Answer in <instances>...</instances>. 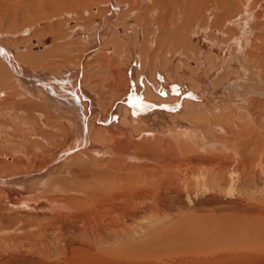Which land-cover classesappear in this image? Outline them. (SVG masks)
<instances>
[{
	"label": "rangeland",
	"instance_id": "obj_1",
	"mask_svg": "<svg viewBox=\"0 0 264 264\" xmlns=\"http://www.w3.org/2000/svg\"><path fill=\"white\" fill-rule=\"evenodd\" d=\"M159 1V4L157 1L154 4V0H129L132 3L128 8L132 12L125 15L129 21L132 20V29L135 30L137 24L139 30L144 31V26L148 25L149 36H158L160 27L164 28L166 43L163 51H167L166 47L170 54L163 59L170 64L169 68L175 63L178 68L188 66L196 68V72L215 73L218 77L224 73V64L220 65L221 71H216L214 63L215 57L221 56L220 59L229 65L226 79L229 85L226 94L215 102L236 97V90L248 84L244 89L252 88L258 92H255L254 99L258 98L261 104L252 107L254 117L247 121L245 112L236 114L235 106L223 102L222 116L211 117L216 122L204 119L193 122L201 124L199 130L211 137L213 143L208 142L211 145L203 157L194 152L195 155L190 154L192 158L181 160L177 155L180 163H191L184 172L186 178L175 170L166 173L167 176L158 175L154 170L156 161L151 159L146 163L151 177H158V181L140 189V198L124 197L120 195L121 191H118L119 197L116 191L108 195L98 183L103 176L95 180L91 177L90 181L89 169L80 166L79 162L75 168L60 164L63 167H57L55 174H50V165L65 144L69 128L63 116H58V112L50 105L46 106L44 100L34 93L25 92L26 88L0 65V177L33 175L31 180H36L38 174L47 171L59 184L71 189L65 194L50 193L48 185L37 192V200L31 201L29 208L24 205L17 208L11 202L16 199L6 196L0 187V230L2 227L9 230L6 234L0 231V264H264V243L257 244L264 242L259 238L264 235V231L260 232L264 230V0H192V4L185 1L190 8V11L186 10L190 16L180 21L184 25L181 28L183 32L177 34L173 30L176 29L175 17L180 9L175 7L178 0ZM165 2L170 4L164 7ZM105 5L106 0H0V44L10 47L15 57L20 55L22 59L29 60L32 66L38 67L37 70L59 73L65 67L75 68L84 46L73 33L76 27L88 31L97 17L107 13ZM245 11L248 15L243 16ZM170 16L174 20L169 22ZM24 30H27L25 34ZM240 34L246 37L232 39ZM190 35L198 38L195 41ZM44 37L51 40V45L42 48L49 53L33 60L32 39L39 41ZM176 38L189 39L190 43L192 40L195 48L185 46L180 40L173 43ZM204 39L206 42L211 40L213 44L202 43ZM251 44L255 46V60L248 59L252 56H249L247 48L242 50V46ZM148 47L152 48V44L149 43ZM235 53L237 60L230 58ZM159 54L162 58L163 53ZM186 61L190 64L179 65ZM105 69L104 65L99 68L100 84L109 79ZM252 95L250 93L249 97ZM247 102L243 97L242 105ZM233 114L240 117L235 118ZM215 124L221 125L226 132L216 130ZM256 127L260 128L257 135ZM212 131H217L219 136L215 133L216 137H212ZM223 134H227L225 138ZM152 147L153 144H149L150 154L159 148ZM174 155L170 153L168 158ZM107 159L100 156L96 162L106 164ZM77 171L81 177L75 174ZM194 172L196 177L207 174L206 179L197 178L201 182L194 184L195 181L188 179L193 178ZM67 176L72 178L69 180ZM77 177H80L79 181H75ZM185 180L192 184L186 189L188 193L181 185ZM161 182V187L156 186ZM91 191H97L98 198L84 196L83 192ZM99 192L107 197L103 202ZM56 200L72 207V214L50 211L51 202ZM78 211H82L83 217L76 214ZM255 239L262 242H254Z\"/></svg>",
	"mask_w": 264,
	"mask_h": 264
},
{
	"label": "bare ground",
	"instance_id": "obj_2",
	"mask_svg": "<svg viewBox=\"0 0 264 264\" xmlns=\"http://www.w3.org/2000/svg\"><path fill=\"white\" fill-rule=\"evenodd\" d=\"M156 1L158 2L157 4H159V0H154V4H156ZM178 1L175 7H179L180 9L178 8L179 11L176 13L177 17H175V21H177V24L175 25L176 29L173 30L176 34L180 31L183 32L181 28H183L184 25H182L180 21L182 22L187 16H190L186 11L187 9L190 11L189 5L186 2L190 1L192 4L194 0H182V3ZM183 2L187 5H184ZM130 3L129 0H106L107 13H103V16L97 17L92 27L90 29L86 28L88 31L76 27L73 36H78L82 40L84 49L82 50V54H80L78 65L75 68L72 66L71 68L65 67L61 72L58 71L59 73L37 70L38 67L35 68L29 60L22 59L20 55L16 56L18 58L16 59L14 51L10 47H6L7 45L4 46L2 44H0V65L14 76L19 85L26 88L25 92L28 90L30 93H34L35 96L44 100L46 106L48 104L58 112V116H63L62 118H64V122L69 128L65 144L60 148L57 157L50 165V174H55V169L57 167H63V165L60 164H67L69 168H75L79 162L80 166L89 169L90 172L88 171V174L90 175V181L91 177H93L92 180H95L103 176L98 183L103 186L102 189H104V193L110 195L112 191H116L115 194L117 196L119 193L118 191H121L123 193L120 195H124V197L137 196L140 198V189L146 188L150 182L152 184L158 181V177H151L152 173L149 171L150 169L146 163L147 161L151 159L156 161L154 170L158 172V175L164 174L167 176L166 173L175 170L178 175L181 174L183 178H186V173L184 174V172L191 163H180V161L177 160V155H180L178 157H180L181 160H185L186 158H192V155H195L194 152H198L202 157L204 153H207L206 149L211 145L210 143L213 142H211V137L208 138L203 131L201 132L199 130L201 124H193L195 120L204 119L213 122L212 120L214 119L211 117L214 118L218 116L220 118L222 116L220 112L224 111V109L221 108V104L226 102L232 107L235 106L233 108L235 112L237 111L236 114L245 112V118L248 121L249 118L252 116L254 117L251 112L252 107L255 105L260 106L261 104L258 103V98L256 101L254 99V95L258 92L254 91L252 88L244 89L248 84H244V86L236 90V97H229L225 101L215 102L226 94V88L229 85L228 80H226L228 79L227 70L229 65L225 63L226 61L223 62V60L220 59L221 56L215 57L214 67L217 66L215 67L216 71H221L220 65L223 63V69L225 71L223 70L224 73L221 72L218 77H216L215 73H211L210 75L205 71L196 72V68H190L188 66L178 68L175 63L169 68L170 64H166L163 59V57L167 59L166 55L170 54L167 52L170 49H166V47L165 50H167V53L163 51L164 44L166 43L164 28L160 27L158 36L153 34L149 36L148 25L144 26V31L139 30L140 26L138 27L137 24H135V30L132 29V20L129 21L125 15L128 11H131L129 10L130 8H128ZM169 4L170 3L165 2L164 7ZM124 6L127 7L126 10H124ZM162 10L167 12L166 8ZM81 12L78 13L80 14ZM246 15H248L247 12H243V16ZM120 18H124V20L121 21ZM169 18V22L171 19L174 20L172 16ZM243 19L244 18L241 17V20ZM141 20L144 19L142 18ZM185 22L187 24L188 21L186 20ZM26 31L27 30H24L23 33L25 34ZM129 31L130 35H128ZM170 33H172V30ZM181 36L183 37V35ZM55 37L57 36L55 35ZM233 37L232 39L234 40L246 36L240 34ZM197 38L198 36L192 37L195 41ZM49 40L50 37H44L39 41L37 39H32V43L34 44L32 49L35 51V53L31 54L32 59L41 58L45 54L48 55L46 52L49 53V50L44 52L42 48L48 44L51 45V40ZM179 40L181 43L184 42L185 46L195 48L191 39L190 43L189 39L176 38V40H173V43ZM204 40L202 43H208L209 46L213 44L211 40H208V42H206V39ZM149 43L152 44V48L148 47ZM155 43L157 44L155 45ZM50 47L51 46H49V48L47 47V49H50ZM169 47L170 46L167 48ZM138 48L141 49L136 53ZM245 48H247L249 56H252L248 59L255 60L254 44H251L249 47H245V45L242 46V50ZM20 49H23V47H20ZM41 49L42 51H39ZM66 49L69 50L70 47L67 45ZM44 50H46V48ZM172 51L173 50H171V52ZM174 51L177 52L175 49ZM161 52L163 53L162 58L159 54ZM236 54L237 53L230 55V58L237 60ZM27 55L29 56V54ZM92 59L95 61H91ZM185 63L190 64V61H186L179 65L182 66ZM103 65L107 68V70H105L109 75V79L103 84H100L99 68L103 67ZM95 77L97 78L95 79ZM230 91H232V89H230ZM246 93L249 95L252 93L253 95L249 97ZM243 97L248 100L247 103H243L247 108H243ZM233 116H235V118L240 117L235 114H233ZM234 121H236V119H234ZM208 126L210 127V125ZM206 129L208 128L206 127ZM215 129L224 133L226 132V130L218 124H215ZM213 131L211 132V136L216 137L215 133L217 131ZM255 131V135H257L260 132V128L256 127ZM224 135L227 134H223V136ZM149 144H153L152 148H157L158 146L159 148L154 149L150 154V150L148 152ZM192 147L194 148L192 149ZM184 150H186V152ZM170 153L175 154L174 157L168 158ZM107 155H109V157H107ZM100 156L108 158L106 164L103 162H96L97 158ZM170 162H172V166H170ZM171 167L175 168L172 169ZM64 168H66V166ZM100 170H102L101 172L104 170L105 173H100ZM65 173L67 172H63V174ZM50 174L44 171L40 175L38 174L36 180H31V178L34 177L33 175H25L24 178L0 177V187L3 188L7 194L6 196L16 199L11 202H13L17 208L23 205L29 208V206H31L30 202L36 199L38 195L37 192H40L44 187H48V185L51 188L49 191L50 193L57 191V194H63L71 190L67 188L66 185L59 184L56 179L51 177L53 175ZM75 174L80 177L82 175L78 171ZM62 176L60 177L64 178ZM206 176L207 174L202 173L199 177H196L194 172L191 176L193 178L188 179L190 181H195L194 184H199L201 181L197 178L201 177L200 180H205ZM69 177L70 176H67V178ZM80 177H77L75 181H79ZM182 177H180V179H182ZM69 180L67 182L70 183ZM82 183L83 182H81V185ZM161 185L162 182L156 184L158 187H161ZM181 185L184 191L187 192L186 189L191 188L192 184L185 180ZM102 189L99 188V190ZM81 190L83 189L81 188ZM79 193L81 192L79 191ZM83 193L84 196H88V198H98L97 191ZM101 193L102 192H99V195ZM102 194L100 196V198H103L101 202L105 200V196L103 197ZM143 194L145 196V192ZM114 196L115 195L111 197ZM57 200L51 202L49 210H56L62 214L68 212V214L71 215L73 212L71 211L72 207L70 208L66 203H59L60 200L58 202ZM153 211L154 210H152V212ZM78 212H76V214L82 216V213H80L82 211ZM59 213L57 215H60ZM261 226L262 225H260V227ZM263 227L264 226H262V228ZM0 231L2 234L9 232V230H5L3 227ZM263 231L264 230L260 232ZM263 237L264 235L259 238L263 241ZM256 240L257 239L253 241L255 242ZM261 240L258 239L257 242ZM263 243L264 242H259L257 244L261 245ZM253 248L256 250L255 247Z\"/></svg>",
	"mask_w": 264,
	"mask_h": 264
}]
</instances>
